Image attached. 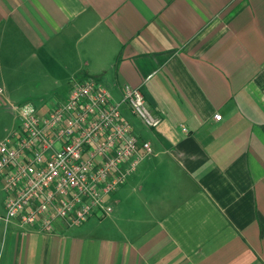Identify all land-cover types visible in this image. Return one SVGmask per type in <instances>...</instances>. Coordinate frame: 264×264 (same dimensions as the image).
<instances>
[{
    "label": "crops",
    "instance_id": "1",
    "mask_svg": "<svg viewBox=\"0 0 264 264\" xmlns=\"http://www.w3.org/2000/svg\"><path fill=\"white\" fill-rule=\"evenodd\" d=\"M86 77L144 94L152 152L107 217L0 225V264H264V0H0V141Z\"/></svg>",
    "mask_w": 264,
    "mask_h": 264
},
{
    "label": "built area",
    "instance_id": "2",
    "mask_svg": "<svg viewBox=\"0 0 264 264\" xmlns=\"http://www.w3.org/2000/svg\"><path fill=\"white\" fill-rule=\"evenodd\" d=\"M124 106L148 128L161 121L138 88L125 85L114 100L96 77L76 80L67 99L43 115L32 102L15 106L22 119L18 140L0 141L8 193L0 225L18 219L52 233L60 220L75 226L110 215L111 195L152 152L123 116Z\"/></svg>",
    "mask_w": 264,
    "mask_h": 264
}]
</instances>
